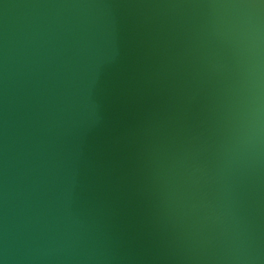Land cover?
Instances as JSON below:
<instances>
[{
  "label": "water",
  "instance_id": "obj_1",
  "mask_svg": "<svg viewBox=\"0 0 264 264\" xmlns=\"http://www.w3.org/2000/svg\"><path fill=\"white\" fill-rule=\"evenodd\" d=\"M264 0H0V264H264Z\"/></svg>",
  "mask_w": 264,
  "mask_h": 264
},
{
  "label": "clouds",
  "instance_id": "obj_2",
  "mask_svg": "<svg viewBox=\"0 0 264 264\" xmlns=\"http://www.w3.org/2000/svg\"><path fill=\"white\" fill-rule=\"evenodd\" d=\"M249 131L254 135L257 142L264 135V116L261 115L258 104L251 113Z\"/></svg>",
  "mask_w": 264,
  "mask_h": 264
}]
</instances>
